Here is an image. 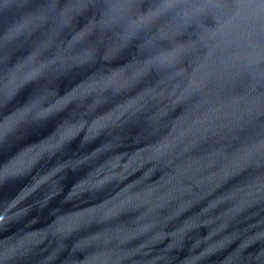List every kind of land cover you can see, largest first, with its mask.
Listing matches in <instances>:
<instances>
[{
	"label": "water",
	"instance_id": "obj_1",
	"mask_svg": "<svg viewBox=\"0 0 264 264\" xmlns=\"http://www.w3.org/2000/svg\"><path fill=\"white\" fill-rule=\"evenodd\" d=\"M0 264H264V0H0Z\"/></svg>",
	"mask_w": 264,
	"mask_h": 264
},
{
	"label": "snow or ice",
	"instance_id": "obj_2",
	"mask_svg": "<svg viewBox=\"0 0 264 264\" xmlns=\"http://www.w3.org/2000/svg\"><path fill=\"white\" fill-rule=\"evenodd\" d=\"M0 168H4V164L3 163H0Z\"/></svg>",
	"mask_w": 264,
	"mask_h": 264
}]
</instances>
